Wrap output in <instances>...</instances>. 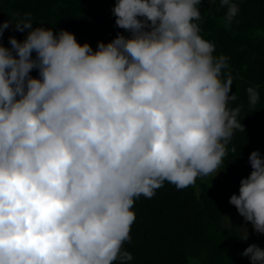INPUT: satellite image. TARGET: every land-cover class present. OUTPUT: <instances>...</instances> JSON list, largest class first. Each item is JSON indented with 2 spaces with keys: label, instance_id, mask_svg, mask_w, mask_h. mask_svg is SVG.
<instances>
[{
  "label": "clouds",
  "instance_id": "clouds-1",
  "mask_svg": "<svg viewBox=\"0 0 264 264\" xmlns=\"http://www.w3.org/2000/svg\"><path fill=\"white\" fill-rule=\"evenodd\" d=\"M219 2L231 23L237 4ZM201 3L116 0L115 25L130 35L95 51L30 15L10 22L27 35L0 44V264H129L135 200L218 174L245 130L228 107L233 78H221L228 58L199 34ZM247 93L254 107L259 93ZM248 159L229 203L264 234V159ZM242 255L264 264L255 244Z\"/></svg>",
  "mask_w": 264,
  "mask_h": 264
},
{
  "label": "trees",
  "instance_id": "trees-1",
  "mask_svg": "<svg viewBox=\"0 0 264 264\" xmlns=\"http://www.w3.org/2000/svg\"><path fill=\"white\" fill-rule=\"evenodd\" d=\"M239 12L231 23L227 9L219 0H202L201 19L196 21L200 36L214 45V56L228 58L221 78L231 74L230 109L240 108L238 120L245 131L234 130L227 155L220 166L222 179L198 177L193 186L177 190L165 182L151 198L141 196L133 206L136 219L131 226L130 242L122 251L133 257L129 264H250L242 255L249 245L231 228L221 224V207L212 194L239 190L240 181L252 172L249 156L259 151L264 159V0H233ZM116 0H0V24L9 22L0 44L10 48L9 38L22 42L26 32H18L12 23L30 15L33 28H51L54 34L66 30L80 45L88 43L95 51L117 35L130 34L115 25L112 9ZM261 32V33H260ZM35 58V53H33ZM30 75L39 78L38 71ZM259 93L257 104L249 105L247 89ZM235 149V151H233ZM264 250V246H263ZM119 264V261L116 262Z\"/></svg>",
  "mask_w": 264,
  "mask_h": 264
},
{
  "label": "rangeland",
  "instance_id": "rangeland-1",
  "mask_svg": "<svg viewBox=\"0 0 264 264\" xmlns=\"http://www.w3.org/2000/svg\"><path fill=\"white\" fill-rule=\"evenodd\" d=\"M261 33V32H260ZM217 173L210 174L201 179L202 182L208 183L209 179H222L220 168L217 170ZM212 194L217 199L221 207V224L224 227L231 228L238 232V234L244 239L248 234V239L244 240L249 246L257 245L260 249L263 250L264 246V234H257L250 223L245 222L244 218L241 217L236 208L229 203L230 197L233 194L239 195V190H233L232 195L226 194L223 190L212 192Z\"/></svg>",
  "mask_w": 264,
  "mask_h": 264
}]
</instances>
